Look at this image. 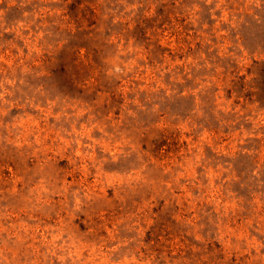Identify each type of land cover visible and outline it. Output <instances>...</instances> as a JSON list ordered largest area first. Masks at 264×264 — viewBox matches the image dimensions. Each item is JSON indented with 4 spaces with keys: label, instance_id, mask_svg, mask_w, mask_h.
Listing matches in <instances>:
<instances>
[{
    "label": "rangeland",
    "instance_id": "rangeland-1",
    "mask_svg": "<svg viewBox=\"0 0 264 264\" xmlns=\"http://www.w3.org/2000/svg\"><path fill=\"white\" fill-rule=\"evenodd\" d=\"M0 264H264V0H0Z\"/></svg>",
    "mask_w": 264,
    "mask_h": 264
}]
</instances>
